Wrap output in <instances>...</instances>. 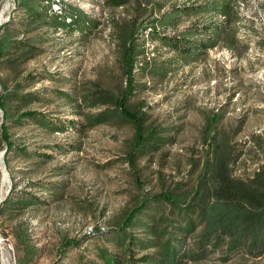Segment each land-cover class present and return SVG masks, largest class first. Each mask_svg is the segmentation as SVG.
<instances>
[{"label": "rangeland", "instance_id": "1", "mask_svg": "<svg viewBox=\"0 0 264 264\" xmlns=\"http://www.w3.org/2000/svg\"><path fill=\"white\" fill-rule=\"evenodd\" d=\"M19 1L0 0V33H16V41L23 42L0 60V95L11 94L6 96L11 139L51 156L18 155L7 162L0 144V205L12 190L10 201L22 191L48 201L21 210L7 204L0 211V264H101L102 252L121 253L113 234L142 199L147 205L127 230L140 241L132 245L134 263L142 264L137 259L147 254L154 260L144 264H264V253L251 257L242 249L228 251L227 238L213 246L210 236L203 238L201 224L185 233L176 224L177 211L154 199L160 192L191 196L206 159L210 167V155L227 153L236 178L264 171V0H232L238 15L234 47L208 49L187 64L151 38L149 28L140 34L145 52L134 69L138 86L131 101L142 104L164 140L135 166L125 162L133 138L129 123L86 124V115L103 109L87 107V94L96 87L118 94L124 85L116 25L136 17L143 29L159 16L158 5L163 11L206 0H128L116 8L103 0H52L53 11L74 9L94 23L91 29L87 24L81 29L29 26ZM209 18L210 13L189 11L178 28ZM24 45H32L35 54L16 58ZM143 62L167 67L166 75H150L141 69ZM21 110L60 118L66 127L14 122ZM29 183L35 184L30 188ZM166 238L175 241L173 253L161 250ZM69 240L78 244L64 247Z\"/></svg>", "mask_w": 264, "mask_h": 264}, {"label": "trees", "instance_id": "2", "mask_svg": "<svg viewBox=\"0 0 264 264\" xmlns=\"http://www.w3.org/2000/svg\"><path fill=\"white\" fill-rule=\"evenodd\" d=\"M103 2L116 8L126 5L128 0H103ZM51 4L52 0H21L17 6L22 9L21 15L24 16L22 20L29 26L57 29L75 25L81 29L82 24H87L89 29L93 28L94 23L76 10L57 13L52 10ZM158 8L159 16L149 20L143 29L142 26L139 27L136 17L116 25L118 57L124 79V85L119 93L112 94L102 87H96L87 94L89 99L87 107L103 106L98 113L86 115L88 127L108 123L114 119L125 121L132 126V144L125 156V162L132 166L136 165L139 157L144 156L147 150H157L164 140L160 127L149 122V116L143 110L142 104L131 101L138 86L134 69L139 56L145 52L146 40L141 38L140 34L149 28L151 38L157 40L161 47H166L179 56V59L186 64L197 59L208 49L216 47L232 49L237 41L235 23L238 15L232 0H206L203 4L182 7L174 5L163 11H161L162 6L158 5ZM189 11L210 13V18L201 23H192L178 28L181 16ZM216 15L222 16L223 19L221 21L213 19ZM168 29H172V33H166ZM202 35L203 39L198 38ZM16 37V33L11 34L9 31L0 33V60L7 54L19 50L23 42L16 41ZM23 47L16 58L24 54L26 59L35 54L32 45ZM12 48L13 51L10 50ZM144 68L150 75L161 78L167 73V67L161 64L149 65V62H143L141 69ZM6 96L0 95V111L2 112L0 144L5 145L4 159L9 162V158L18 155L25 158H31L33 155L50 158V154L29 150L27 145L19 144L11 139L7 120L12 118V115L6 105ZM14 114V122L33 121L50 130H63L66 127L62 125L60 118L50 117L37 110H21ZM205 162L204 174L197 185L199 188L196 186L191 194L193 203L189 204L188 199L191 196L188 193L160 192L154 195V199L163 201L169 207L171 206L172 210L177 211V215L181 218L176 224L185 233L201 224L206 231L203 238L208 241L210 236V244L212 243L213 246H218L222 241L224 243V238H227L225 246L228 251L242 249L251 257L260 256L264 253V171H257L247 179L236 178L231 174L228 155L223 152L214 156L210 155V167H207L208 159ZM34 184L29 183L30 188ZM54 187V183H51V188ZM12 192L13 190L1 202L0 211L7 204L6 207L13 206L16 210H21L48 201L30 191L19 192L17 197L10 201ZM146 205L145 199H142L124 215L112 237L115 242L121 243L122 251L119 255L109 251L102 252L101 264H136L132 261L134 259L132 245H138L140 241L127 230L135 224ZM152 227L155 232L157 224L152 223ZM77 244L78 242L69 240L64 247ZM174 244L175 241L172 243L171 239L166 238L161 250L165 254L170 250L173 253ZM153 258L145 254L139 257L137 262L149 263L154 260Z\"/></svg>", "mask_w": 264, "mask_h": 264}, {"label": "bare ground", "instance_id": "3", "mask_svg": "<svg viewBox=\"0 0 264 264\" xmlns=\"http://www.w3.org/2000/svg\"><path fill=\"white\" fill-rule=\"evenodd\" d=\"M5 180H6V178H5V176H4V177H3V181H2V182L4 183V182H5Z\"/></svg>", "mask_w": 264, "mask_h": 264}]
</instances>
